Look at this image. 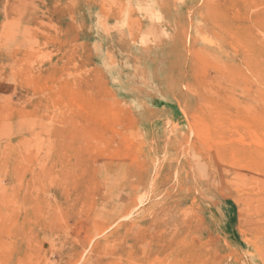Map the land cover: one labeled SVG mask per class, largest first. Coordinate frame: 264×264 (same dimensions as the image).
I'll list each match as a JSON object with an SVG mask.
<instances>
[{
	"label": "rangeland",
	"instance_id": "1",
	"mask_svg": "<svg viewBox=\"0 0 264 264\" xmlns=\"http://www.w3.org/2000/svg\"><path fill=\"white\" fill-rule=\"evenodd\" d=\"M0 264H264V0H0Z\"/></svg>",
	"mask_w": 264,
	"mask_h": 264
}]
</instances>
